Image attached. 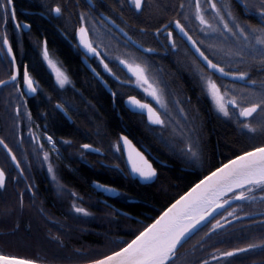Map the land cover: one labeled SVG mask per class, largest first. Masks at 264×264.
<instances>
[{"label": "snow or ice", "instance_id": "snow-or-ice-1", "mask_svg": "<svg viewBox=\"0 0 264 264\" xmlns=\"http://www.w3.org/2000/svg\"><path fill=\"white\" fill-rule=\"evenodd\" d=\"M125 2L128 10L134 15H142L145 9L150 7L149 0H125ZM240 2L243 9L256 23L241 22L233 14L231 6L228 4L218 6L216 0H205L208 8L213 13L212 20L218 21L214 25L212 20L206 16L207 10L202 7L201 0H195V19L201 25L200 31L205 36H210L213 39H217L216 34L222 38L219 43L208 44L207 51L201 47L204 41L194 39L189 34L185 24L181 23L179 19L170 20L168 24L163 25V28L166 30L167 41L173 50L178 48L174 38L176 30L182 34V37H187L188 42L195 49L193 56L202 81V92L210 96L217 113L226 120L234 122L242 136L254 140L257 134L264 136V80L258 83L250 75L253 69L264 73V0H240ZM184 7L185 5L181 3L180 8L183 9ZM189 7H192V5H189ZM49 11L55 14V18H60L64 15L66 6L57 3ZM184 19L189 20V16L185 14ZM9 20L14 22L16 29L31 28L30 24H22L17 21L14 0H0V24L4 26L3 31H0V43L6 48V55L11 57L14 68L9 80L17 84L22 82L26 87L27 93L21 92V95L35 94L38 91L39 82L31 76L29 66L27 64L16 66V56L7 36L6 26ZM88 20L89 17L85 13H79V27L75 29V35L78 38L77 47L83 48L86 53L98 58L104 70L121 85L134 84L137 88L142 89L148 97H151L158 107H153L152 103L144 102L135 95H129L126 102L130 109L138 111L140 115L146 114L150 125L159 127L161 141L173 153H178L183 158L182 162L184 164L192 166L200 163L203 148L200 137L194 135L197 128L193 126L185 132L181 119L187 121L188 117L185 109L180 106L182 102L180 100L171 102L168 100L167 85L152 71L151 63L144 56L145 53H154L155 49L143 48L142 45H139L140 57L131 54L125 58H121V56L108 57L106 53L102 54L100 51L103 44L102 37L106 33L95 30L94 39V29L88 27ZM110 22L116 28H119L114 20ZM172 24L175 25L174 29L170 28ZM119 30L123 32V29ZM140 31L146 32L147 29L141 28ZM155 32L156 35H160L161 29L156 28ZM124 35L127 37V33H124ZM229 36L234 38L235 42L231 47L225 48L222 45L224 41L228 40ZM129 43L133 46L137 45V42L132 41L131 37H128L125 41V44ZM2 50L0 49V51ZM217 51L223 54V61L213 58L217 55ZM208 52H211V56ZM42 56L48 66L55 72L56 83L60 88L72 83L68 75L50 57L47 39L43 41ZM109 60H115L118 65H123L127 72L131 74V77L127 80H121L117 72L113 71V67H110ZM200 61H203L202 65ZM222 62L227 65V69L222 66ZM245 63H247V70H240L238 65ZM93 72L100 76L96 69H93ZM216 73H219V76L213 79ZM226 77H231L233 82L239 81L244 85L251 84L253 87L237 89L235 83L232 86L217 83V80ZM101 80H103V77H101ZM7 83L8 81L0 80V85H6ZM104 83L107 86V81H104ZM116 96L117 93L112 92L114 100ZM170 103L176 107L171 108ZM56 107L66 113L62 104H57ZM173 112L178 113L179 118L174 116ZM17 114H19V108H17ZM27 114L30 119L31 113ZM169 128L173 133L178 134V142L169 143L163 136V132ZM47 141L52 144L53 150H55L56 142L53 138L47 136ZM65 143L70 142L65 141ZM0 145L7 149L12 156V160L19 167V162L16 161L15 155L12 154V150L8 148L3 139H0ZM81 147L90 152H100L99 148H94L91 144H83ZM40 148L43 149V144L40 145ZM112 148L117 153L121 152L122 149L127 152L131 172L141 180L152 182L158 178L156 168L145 158L143 153L132 145L128 136L120 135ZM48 159L49 154L45 152L44 160L47 161ZM48 171L53 173L51 164H49ZM53 179H55L54 174ZM6 180L5 171L0 169V188L6 186ZM97 187H102L106 191H115V189L108 188L107 185L97 184ZM256 192L262 194L260 199L264 202V143L259 144V146H252L250 150H243L238 154H234L232 158L227 159L226 163H222L214 170L209 171L208 175H205L190 191L171 204L151 224L144 226L142 230H138V233H133L134 238L113 241L112 243L116 246L109 254L91 259L89 264H196L194 260L189 258L190 254L196 251V245L192 246L191 253L187 249L184 253H181L180 249L192 239L201 229V226L207 227V224L215 219L214 213L219 214L217 210L223 209L228 216L235 217L236 210L233 209V211L228 212L225 205L230 206V201L234 200L254 202L257 199ZM72 207L77 213L85 216L89 215L86 209L82 207L75 204ZM221 219H225V222L229 223L223 215H221ZM260 223L264 224V221ZM53 226H55V222ZM222 227L220 221L216 220L209 231L215 233L216 229ZM205 235L207 236L208 233ZM53 239L61 244L63 243L59 235L53 237ZM197 243L200 247H203V244L199 241ZM250 250H259L264 253V241L259 244L249 243L244 248H234L232 251H224L220 255L233 257ZM212 259L218 260L219 257L214 255ZM0 264H42V260L38 255L20 256L0 251ZM199 264H208V261L200 260Z\"/></svg>", "mask_w": 264, "mask_h": 264}, {"label": "trees", "instance_id": "trees-1", "mask_svg": "<svg viewBox=\"0 0 264 264\" xmlns=\"http://www.w3.org/2000/svg\"><path fill=\"white\" fill-rule=\"evenodd\" d=\"M66 0H52V4L57 3L64 5ZM73 2V0H70ZM94 5L104 9V12L109 16L114 17L117 24L121 26L139 45L143 47H152L144 38V33L141 28L147 31H154L164 22L172 19H179L181 16L180 4L185 5L184 8H193L195 0H149V8H146L142 15H134L128 10L125 0H92ZM237 1V0H236ZM235 0H216L218 6L228 4L231 8H237L239 4ZM47 0H14L15 6L24 8L40 7L46 4ZM78 6L85 7L83 0H77ZM72 5V4H71ZM192 5V7H189ZM202 7H208L205 0H201ZM114 11V12H113ZM233 14L241 21L256 23L255 20L249 17L241 18L243 15L238 14L233 10ZM251 17V16H250ZM31 31L29 34L23 35V40L17 37L19 42V53L26 54L31 61L35 63L34 56L39 53L38 48L41 44L40 36L43 35L49 44L56 45L57 52L67 62L69 68L73 72L78 71V66L67 48L66 44L57 37L50 34V28L46 21L39 17H29ZM2 24H0V27ZM8 39H11L13 29L10 20L6 26ZM146 31V32H147ZM119 44L122 43L117 37ZM234 38H230V44H234ZM156 50H158L156 48ZM139 57L140 52L133 51ZM158 55V52H156ZM118 56L125 58V54L118 52ZM156 68H152L156 76L167 85L168 100H180L181 107L186 111L187 121L181 119L184 124V130L187 132L193 126L197 128L194 134L200 137V143L203 148V156L200 163L189 166L182 163V166L191 168V171L182 170L175 162H169L171 167H162L158 174V178L150 185H140L136 181L127 177L125 166L120 154L117 156L118 174H111L109 169L100 168L99 171L91 170L87 166L78 164L76 173L70 174L65 172L67 181L70 184L77 186L80 189L86 190L91 180H96L102 183H110L115 187L122 189L121 197L125 200L128 197L138 199V203H127L121 205V209L132 215L113 216L111 210L102 209L96 216L86 220H78L71 217L66 210L67 202L65 197L53 196L45 190L43 196L49 200L45 205H33V199L30 194L20 190L25 188L22 180H18L13 184L12 177L15 172L11 164L0 149V169L6 173V186L0 188V251L20 256H39L42 264H89L91 259L99 258L101 255L109 254L116 246L112 242L117 239L130 240L133 233H138V230L148 225L157 217L169 204L180 197L199 179L207 175L209 171L215 167L227 162V159L233 157L243 150H250L252 146H259L264 143V136L257 134L254 140H249L240 134L237 125L226 120L215 111L214 104L210 97L202 92L195 91L194 85L185 78V75L180 69L170 63H165L159 60L154 62ZM240 68V65H238ZM240 70H247L240 68ZM8 63H0V80H3L8 75ZM251 78L258 83L264 80V77H259L257 71L253 69L250 73ZM216 79V77L214 78ZM217 83L233 85L221 79ZM89 97L95 102L99 108V114H95L92 110L85 107L87 112L97 120V128L102 132L103 141L101 148L105 151H112L108 146V140L112 139L111 143L117 141L116 134L118 132L128 134L138 139H146L144 125L124 109H119L120 118L116 116V110L110 108V98L101 91L96 90V86H91ZM245 88L244 86H238ZM253 86L247 87L251 88ZM9 87L0 88V94H4L5 108L0 109V139L8 145L13 154L20 160L21 167L27 180V184L31 187L32 181L30 177V163L32 140L30 136L29 113L27 110H19V114L10 107L18 101L16 96L8 92ZM16 99V100H15ZM1 102V97H0ZM16 104V103H15ZM171 108L176 106L170 103ZM117 108L118 105H117ZM47 113L51 115V128L60 135H72L73 125H69L62 116L56 114L53 116L51 107H48ZM173 115L179 118L178 113L173 112ZM195 118V119H193ZM85 119V117H81ZM48 121V120H47ZM45 122L43 128L48 129V123ZM83 128L91 133V128L86 120L81 121ZM147 128V127H146ZM173 135L175 133L172 132ZM172 135V136H173ZM175 138V137H174ZM81 139H77L80 141ZM20 141V143H19ZM149 142L161 153L165 154V148L159 146L153 139ZM22 154V155H21ZM103 161L106 160L102 158ZM127 177V179H126ZM18 189V190H17ZM20 194L22 198L20 200ZM63 199V200H61ZM252 205L256 202L252 201ZM48 208L55 209L58 220L54 223L48 222L42 215L50 216ZM43 210V212L41 211ZM152 215V219L142 217V212ZM140 218L143 220H139ZM19 225V227H17ZM63 226L62 228L60 226ZM15 229V231H13ZM253 231V230H251ZM59 235L63 241L53 239Z\"/></svg>", "mask_w": 264, "mask_h": 264}, {"label": "flooded vegetation", "instance_id": "flooded-vegetation-1", "mask_svg": "<svg viewBox=\"0 0 264 264\" xmlns=\"http://www.w3.org/2000/svg\"><path fill=\"white\" fill-rule=\"evenodd\" d=\"M86 4L85 7L78 6L79 2L77 0H66L64 2V6H66V11L64 15L60 18H55L54 13H50L49 9L53 7L52 0H47L44 6L40 7H30L24 8L22 6H15L17 21L20 23H29V17H39L46 21L48 27L50 28L51 35H57L60 40H62L67 48L70 50L75 63L78 66V71L73 72L70 70L67 62L64 58L57 52L56 45L54 43H48V49L50 57L57 64V66L65 72L69 79L71 80V84L66 85L64 88H60L56 83L55 72L48 66L47 62L43 59L42 56V45L43 41L46 39L43 35L40 36L41 44L38 48L37 54H35L34 59L35 63H31L30 58L26 54L19 53V42L17 41V37L20 40H23L24 34H29L31 28H22L16 29L14 22L10 20L11 27L13 29V33H11V39L9 38V42L13 47V53L16 56V66H21L22 64H27L29 66V71L34 80L39 82L38 91L35 94H27L21 95V92L27 93L26 87L20 82L17 84L16 82H12L9 85L8 92L12 95L16 96L18 99L17 102L12 104V107L17 114V108L19 110H27L31 113V118L29 119L30 124V136L32 140L33 150L31 151V163H30V177L32 181V186L30 187L27 184V180L24 174V170L21 167V162L16 157V160L19 162V167L22 170V175L15 170L12 163L10 162L8 156L4 152V150L0 147L3 153L8 158L12 169L15 174L12 177L13 184H15L18 180H22L24 182L25 188L20 190L21 193H25L27 191L33 199L32 204H46L49 200L43 196V192L47 190L53 196H62L65 197L67 204L66 210L69 212L71 217L78 220H86L93 216H96L102 209L111 210L113 216H126L131 218V214L125 212L121 209V205L127 203H138L139 200L133 197H128L125 200L121 197L122 189L115 187L110 183H102L96 180H91L88 184L86 190L80 189L77 186L70 184L67 181V177L65 176V172H69L70 174L76 173V166L78 164L87 166L89 169L99 171L100 168L109 169L111 174H118L117 168V156L121 155L123 164L125 166V172L127 177L133 181H136L140 185H150L142 184L138 179L133 178L127 169L123 157L122 150L117 153L114 148H112L113 143H111L112 139L108 140V146L112 149V151H105L101 148V142L103 141L101 131L97 128V120L91 116L85 107L89 108L95 114H99V108L89 97L91 93V86L95 85L96 90L103 92L108 95L110 98V108L111 110H116V116L119 118L122 123V119L120 118L119 109H124L129 112L131 115L135 116L139 122H141L145 127L144 132L147 134L146 139H138L128 134L127 131L124 130V133L118 132L116 134L117 141L120 135L128 136L129 140H131L132 144L145 156V158L152 164L154 168H156L158 174L160 172V168L162 167H171L169 162L177 163L182 170L191 171V168L187 166H182V157L178 155V153H173L168 146L165 145L164 142L160 139V129L156 125H150L144 115H140L139 113H135L130 111L126 105L125 100L129 95H135L138 99L143 100L144 102L152 103L153 107H157L156 104L143 95V90L137 88L134 84H124L121 85L118 81L114 79L108 72H106L103 66L100 64L99 59L92 56L91 54H86L81 50L80 47H77L78 38L75 35V29L79 27V13L83 12L89 17L88 27L90 29H94L93 38L95 39V30H99L100 32L106 33L102 39L103 44L101 45L100 51L102 54L106 53L108 57L118 56V48L120 50L128 51L132 53V56L139 57L137 54L133 53V51H138L135 47H133L130 43L125 44V39L121 37L112 27L109 25L102 16L109 19V21L114 20L116 25L117 22L114 17L109 16L104 12V9L94 5L92 0H89L91 4L88 3L87 0H83ZM236 1V0H235ZM239 6L237 8H231V10H235L238 14L243 15L241 18L250 17V15L243 9V6L240 0L236 1ZM72 4V5H71ZM15 5V4H14ZM206 11V16L212 20L213 13L208 7H203ZM181 16L179 20L181 23L185 24L186 28L189 30V34L193 36L194 39L203 40L204 44L201 45L203 49L207 51V45L211 43H219L221 38L218 34H216L217 39H213L210 36H205L201 31V25L199 21L195 19V7L193 8H183L180 9ZM114 12V11H113ZM187 14L189 16V20L184 19V15ZM176 20V19H172ZM103 21V23H101ZM169 21L164 22L158 28L161 29L160 35H156L154 31H147L144 33L145 40L152 47H144V48H154V53H145L144 56L149 60L152 65V68H156L157 65L154 64L155 60H159L162 62L170 63L176 68L178 67L180 71H182L185 75V78L190 81L191 84L194 85L195 91H202V81L200 80V74L198 71V67L196 62L194 61L193 52L190 50L188 45L180 36L179 32L176 30L174 32V38L176 39L178 48L173 50L171 49L170 43L166 38V30L163 28V25L168 24ZM212 23L215 25L218 21L212 20ZM31 25V24H30ZM123 29L121 26H119ZM4 26L0 27V31H3ZM170 28L174 29V24L170 26ZM123 31L127 33L124 29ZM127 35L131 37L128 33ZM117 37L120 38L121 42ZM230 38H228V44L222 45L223 47H231ZM133 40V38L131 37ZM134 41V40H133ZM138 44V43H137ZM139 45V44H138ZM156 48L158 50H156ZM0 63L4 64L7 61L8 63V75L6 80L10 77L13 72V65L9 56L6 55L5 47L0 43ZM158 52V55H156ZM141 53V52H140ZM211 56V52H208ZM129 55V54H128ZM127 55V56H128ZM87 56V58H86ZM126 57V56H125ZM214 59H221L223 61V54L217 51V55L213 57ZM110 67H113V71H116L117 74L121 77V80H127L131 77V74L127 72V69L124 68L123 65H118V62L115 60H109ZM86 63L92 68L96 69V72L100 73L98 76L100 79L103 77V80L97 78L91 71H89L86 67ZM200 64L202 65L201 61ZM222 66H225L227 69V65L222 62ZM247 67V63L240 64V68L245 69ZM235 70V68H233ZM153 71V70H152ZM257 75L259 77H264V73L258 72ZM218 77L216 75L213 76V79ZM19 80V77H18ZM226 81L224 79H221ZM104 81H107V86ZM229 82V81H227ZM233 84V82H229ZM244 86L250 87L251 84L242 85L239 83H235V86ZM5 92V91H4ZM3 93L0 94L1 102L0 109L5 108L4 99L2 98ZM112 92H116L117 96L115 100L112 97ZM16 100V99H15ZM57 104H62L64 110L57 108ZM117 105L119 108H117ZM48 107H51L53 111V116L59 114L63 117L65 121L69 125H73V133L72 135H60L57 134L51 128V115L47 113ZM48 123V129L43 128L44 122ZM81 117H85V119H81ZM86 120V122L92 126L91 133L83 128L81 121ZM147 127V128H146ZM171 128L165 130L163 132V136L169 143L178 142L179 136L177 134L173 135ZM47 136H51L53 140L56 142L55 150H53L52 144L47 141ZM175 137V138H174ZM153 139L159 146H163L165 148V154L161 153L157 150L149 140ZM77 139H81L77 141ZM68 141L70 143H65ZM116 141V142H117ZM114 142V143H116ZM20 143V141H19ZM43 144V149L40 148V145ZM83 144H91L94 148H99L100 152H90L88 150L83 149L81 146ZM47 152L49 154V159L47 161L44 160V153ZM13 153V152H12ZM83 153V155H81ZM14 155V154H13ZM22 155V154H21ZM106 160L103 161L102 158ZM51 164L53 168V173H49L48 167ZM184 165V163H183ZM53 174L55 175V179H53ZM126 177V179H127ZM99 185H107L110 189H115V191H106L102 187H97ZM18 190V189H17ZM75 194V195H73ZM257 199L255 200L256 204L252 205V201H238L228 207H226L228 212L233 211L235 209V217L228 216L227 212L224 210L220 211L219 214L215 216V219L211 220V223L207 224V227L202 226L201 229L190 239L183 248L180 249L181 253H184L185 250H189L191 253V249L193 245H196V251L191 253L189 258L194 260L196 264H199L200 260H207L208 264H264V253L259 250H250L246 253H240L233 257H223L220 253L224 251H232L234 248H244L249 243H257L259 244L261 241H264V224H261V221H264V202L261 201V193H255ZM22 198V194H20V200ZM59 198V197H58ZM63 200V199H61ZM73 204L78 207H82L86 209L89 215L85 216L81 213H77L73 210ZM50 212V216L42 215L48 222L56 223L58 220L56 217L55 209L48 208ZM43 212V211H42ZM221 215H223L229 223L225 222V219H221ZM142 217L146 219H152V215L142 212ZM140 218V221L143 220ZM155 218V217H154ZM216 220H219L223 225L222 228L216 229L215 233H211L209 230L212 228V225L215 224ZM253 230V231H251ZM208 233L206 236L205 234ZM203 244V247L197 242ZM218 256V260H213V256Z\"/></svg>", "mask_w": 264, "mask_h": 264}, {"label": "water", "instance_id": "water-1", "mask_svg": "<svg viewBox=\"0 0 264 264\" xmlns=\"http://www.w3.org/2000/svg\"><path fill=\"white\" fill-rule=\"evenodd\" d=\"M88 1V3L89 4H91V2L89 1V0H87ZM102 18L109 24V25H111V27L121 36V37H123L125 40H127V38L129 37L128 35H127V37L124 35V31L123 32H121L119 29H121L120 27L119 28H116L114 25H112L111 24V22L109 21V19H107L106 17H104V16H102ZM174 28H175V25H174ZM178 31V30H177ZM179 32V31H178ZM180 34V36L182 37V34L181 33H179ZM182 39L185 41V43L188 45V47L190 48V50L193 52V53H195V49H193L192 48V46H191V43L190 42H188V40H187V37H182ZM132 40V39H131ZM133 41V40H132ZM131 44V43H130ZM132 45V44H131ZM133 46V45H132ZM139 45L137 44L136 46H133V47H135L138 51H140L141 52V50L139 49V47H138ZM144 48V47H143ZM5 50H6V48H5ZM81 50L82 51H84L85 53H86V51L83 49V48H81ZM86 54H88V53H86ZM9 58H10V60H11V57L9 56ZM201 63L203 64V61H201ZM86 67H87V69L89 70V71H91L97 78H99L96 74H95V72H93V69L86 63ZM13 70H14V68H13ZM216 76H219V73H216L215 74ZM100 79V78H99ZM221 79H224V80H226V81H229V82H233L232 81V79H231V77H226V78H221ZM101 80V79H100ZM4 81H8V83L6 84V85H9V84H11L12 83V81H10L9 80V78L8 79H6V80H4ZM233 83H239V84H242V85H244L242 82H239V81H235V82H233ZM6 85H0V88H2V87H4V86H6ZM127 99L125 100V105H126V107L130 110V111H132V112H135V113H139L138 111H136V110H132V109H130V107H129V105L127 104ZM145 117H146V119H147V115L145 114L144 115ZM148 121V120H147ZM133 145V144H132ZM134 146V145H133ZM0 147L4 150V152L6 153V155L8 156V158H9V160H10V162L12 163V165H13V167L15 168V170L20 174V176H23L22 175V172H21V169H20V167H17L16 166V162H14L13 160H12V156L8 153V151H7V149H5L4 148V146L3 145H0ZM135 147V146H134ZM136 148V147H135ZM137 149V148H136ZM138 150V149H137ZM139 151V150H138ZM122 153H123V157H124V161H125V165H126V167H127V169L129 170V173L131 174V176L133 177V178H136V179H138L142 184H149V183H151V182H145V181H143V180H141L137 175H135V174H132V172H131V165L128 163V159H127V152L126 151H124L123 149H122ZM13 154V153H12ZM17 161V160H16ZM226 163V162H225ZM209 174V173H208ZM207 174V175H208ZM204 177V176H203ZM203 177L201 178V179H203ZM201 179H199V180H201ZM199 180L196 182V183H198L199 182ZM153 182V181H152ZM195 183V184H196ZM194 184V185H195ZM194 185L193 186H191L186 192H184L181 196H183L185 193H187L188 191H190V189L192 188V187H194ZM229 195H231V194H229ZM180 196V197H181ZM180 197H178L176 200H178ZM176 200H174L171 204H173V203H175V201ZM239 200H234V201H230V205H232V204H234V203H236V202H238ZM171 204H169L163 211H165L168 207H170L171 206ZM229 205H225V208L226 207H228ZM223 209H219V210H217L218 211V213L220 212V211H222ZM162 211V212H163ZM161 212V213H162ZM160 213V214H161ZM159 214V215H160ZM158 215V216H159ZM214 215L216 216L217 214H215L214 213ZM157 216V217H158ZM157 217H155L154 219H156ZM154 219H153V221H154ZM211 219V218H210ZM153 221H151L149 224H151ZM202 227V226H201Z\"/></svg>", "mask_w": 264, "mask_h": 264}, {"label": "rangeland", "instance_id": "rangeland-1", "mask_svg": "<svg viewBox=\"0 0 264 264\" xmlns=\"http://www.w3.org/2000/svg\"><path fill=\"white\" fill-rule=\"evenodd\" d=\"M222 39V38H221ZM229 42H228V40L227 41H224V43H223V45H226V44H228ZM119 49V51L118 52H122L123 54H125L126 56L128 55V54H131L132 55V53H130V52H128V51H123V50H120L121 48H118ZM129 56V55H128ZM230 86H232V85H230ZM236 88L237 89H242L241 87H238V86H236ZM141 93H143V95L144 96H146L147 98H149L150 100H152L151 99V97H148L144 92H141ZM210 97V96H209ZM211 99V98H210ZM153 101V100H152ZM154 103H155V101H153ZM213 102V101H212ZM157 106V105H156ZM158 107V106H157ZM178 135V134H177ZM166 145V144H165Z\"/></svg>", "mask_w": 264, "mask_h": 264}]
</instances>
